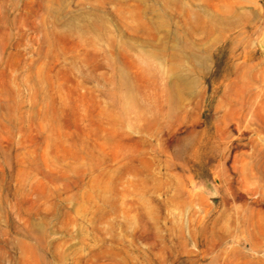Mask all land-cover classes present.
<instances>
[{"label":"rangeland","instance_id":"rangeland-1","mask_svg":"<svg viewBox=\"0 0 264 264\" xmlns=\"http://www.w3.org/2000/svg\"><path fill=\"white\" fill-rule=\"evenodd\" d=\"M0 264H264V0H0Z\"/></svg>","mask_w":264,"mask_h":264}]
</instances>
